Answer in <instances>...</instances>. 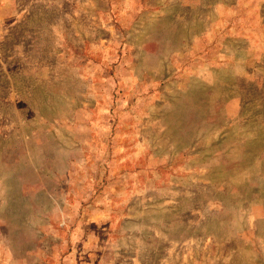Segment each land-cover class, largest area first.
<instances>
[{
    "label": "rangeland",
    "instance_id": "rangeland-1",
    "mask_svg": "<svg viewBox=\"0 0 264 264\" xmlns=\"http://www.w3.org/2000/svg\"><path fill=\"white\" fill-rule=\"evenodd\" d=\"M0 264H264V0H0Z\"/></svg>",
    "mask_w": 264,
    "mask_h": 264
}]
</instances>
